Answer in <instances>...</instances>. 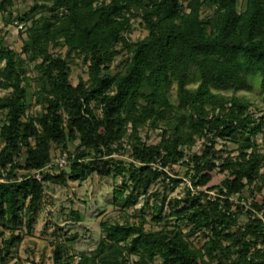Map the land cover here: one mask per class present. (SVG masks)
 <instances>
[{
    "label": "trees",
    "instance_id": "16d2710c",
    "mask_svg": "<svg viewBox=\"0 0 264 264\" xmlns=\"http://www.w3.org/2000/svg\"><path fill=\"white\" fill-rule=\"evenodd\" d=\"M14 5L0 0V15L11 17ZM133 18L146 35L129 42ZM13 19L25 39L19 51L0 40V264L31 234L45 186L81 185L93 175L119 179L112 199L120 220L100 222L90 252H73L75 235L55 240L51 264H129L130 257L133 264H264V194L253 197L264 191L255 143L264 112L255 117L237 95L256 90L264 106V0H32ZM58 48L66 55L54 54ZM122 51L121 70L112 72ZM73 58L88 76L75 86ZM143 129L159 131V141L143 140ZM200 139V153L188 154ZM75 141L65 169L42 172L53 149L71 154ZM218 141L236 144L237 155L215 150ZM174 166L206 191L187 189L166 202L181 183L166 171ZM213 172L226 177L208 187ZM155 186L163 191L151 193ZM246 188L249 205L235 202ZM140 200L135 223L128 211ZM145 208L159 230L145 228ZM69 220L84 216L70 211ZM197 235L200 247L190 240Z\"/></svg>",
    "mask_w": 264,
    "mask_h": 264
},
{
    "label": "rangeland",
    "instance_id": "374dc122",
    "mask_svg": "<svg viewBox=\"0 0 264 264\" xmlns=\"http://www.w3.org/2000/svg\"><path fill=\"white\" fill-rule=\"evenodd\" d=\"M32 5V0H15V5L12 10L11 17L6 14L0 15V40L4 45L13 48L15 50L20 49L22 40L25 39V27L13 18L16 16L17 11L27 10ZM139 18H133L131 21L132 30L130 33L125 34L129 42H136L142 39L146 35V31L140 25ZM54 54L66 55L65 48L55 49ZM127 53L122 51V54L117 56L111 65L112 72H118L121 70V64L125 60ZM71 74L70 83L76 85L80 79L86 81L88 79L86 68L81 64L79 59H69ZM32 67V66H31ZM29 77H33L32 72L28 73ZM5 95L4 91L0 90V96ZM237 95L246 98L251 104L249 111L252 112L255 117L263 115L264 106L261 104L257 91L254 90L251 93H238ZM38 108L32 106L28 110V114L34 113ZM1 123V116H0ZM159 131H149L143 129L141 137L149 144H154L159 141ZM147 138V139H146ZM255 143L258 149L264 154V127L263 133L259 134L255 138ZM77 145V141L69 146L70 153L74 151ZM203 148V140L200 139L189 150L188 154H199ZM215 150L230 151L231 156L235 157L236 144L227 141L217 143ZM61 152L59 150H52V159L56 158ZM223 153V152H222ZM226 156L224 153L222 154ZM127 159V155L124 156ZM65 169V168H64ZM63 170V169H62ZM61 171V170H60ZM170 177L181 180V183L173 192L167 191V200L174 198H182L187 189H191L194 193L206 191V188L194 189L188 178L185 176L187 169L184 166H174L171 169L166 170ZM59 171L49 172L50 174H57ZM226 177V174L218 172L211 173V181L208 184L210 186H217ZM119 179L100 178L96 175L91 176L83 184H71L68 187H61L57 185L45 186L44 196L40 203V206L33 215V225L31 234L25 235L20 245L15 246L12 249V260L9 264H51V252L52 242L55 240H66L70 236H76V240L71 244L73 252H90L94 250L100 239V222L120 220L119 205L116 208L113 206L112 190L115 186L119 185ZM154 191H163L161 186H155L151 189V193ZM262 194H254V199L261 200ZM209 195L214 196L213 192ZM240 200L234 198V201L243 205L249 204L251 201L250 189H244L243 193L239 195ZM153 204V200L150 201V206ZM143 201L140 200L134 209H130L128 214L133 216L132 221L138 222L142 214ZM77 211L83 214L84 221L76 224L69 220V212ZM144 217L146 220L145 228L149 230H159L160 226H157L152 219L150 208L143 209ZM169 209L165 207L164 214H168ZM241 222H245L244 218H241ZM169 225L175 223V219H169L167 221ZM189 228H184L183 232L187 233ZM24 232V227L22 228ZM190 240L200 247L203 244V238L200 235L193 236ZM136 261L135 257L129 258V264H133Z\"/></svg>",
    "mask_w": 264,
    "mask_h": 264
},
{
    "label": "built area",
    "instance_id": "2783aa9c",
    "mask_svg": "<svg viewBox=\"0 0 264 264\" xmlns=\"http://www.w3.org/2000/svg\"><path fill=\"white\" fill-rule=\"evenodd\" d=\"M71 159H73V154L63 153L57 156L56 158H53L46 164V166L42 169V172H52V171H58L61 169H64L69 165L71 162ZM33 177L40 181V171L34 172ZM249 205V204H247ZM259 218H262V214H257Z\"/></svg>",
    "mask_w": 264,
    "mask_h": 264
}]
</instances>
